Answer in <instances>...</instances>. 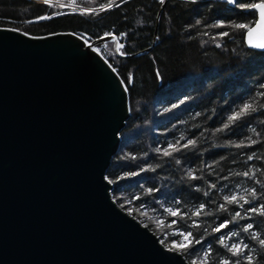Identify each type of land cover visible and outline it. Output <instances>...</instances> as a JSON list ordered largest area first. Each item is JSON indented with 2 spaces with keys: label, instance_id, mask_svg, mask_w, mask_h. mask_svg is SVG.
Listing matches in <instances>:
<instances>
[{
  "label": "trees",
  "instance_id": "trees-1",
  "mask_svg": "<svg viewBox=\"0 0 264 264\" xmlns=\"http://www.w3.org/2000/svg\"><path fill=\"white\" fill-rule=\"evenodd\" d=\"M76 1L88 8L0 0V25L119 35V52L113 39L100 45L127 86L131 109L106 170L114 198L196 264H248L247 255L264 264V247L253 239H264V215L249 211L264 204V50L246 43L257 14L241 7L259 0H167L159 15L160 0L103 8L110 0ZM240 24L246 27H234ZM245 104L250 111L224 128ZM232 196L237 202L225 199ZM232 244L252 251L233 255L225 247Z\"/></svg>",
  "mask_w": 264,
  "mask_h": 264
},
{
  "label": "water",
  "instance_id": "water-1",
  "mask_svg": "<svg viewBox=\"0 0 264 264\" xmlns=\"http://www.w3.org/2000/svg\"><path fill=\"white\" fill-rule=\"evenodd\" d=\"M255 11L245 40L264 50ZM109 39L119 52L116 32L0 25V264H192L112 194L106 170L131 109L97 48Z\"/></svg>",
  "mask_w": 264,
  "mask_h": 264
},
{
  "label": "snow or ice",
  "instance_id": "snow-or-ice-1",
  "mask_svg": "<svg viewBox=\"0 0 264 264\" xmlns=\"http://www.w3.org/2000/svg\"><path fill=\"white\" fill-rule=\"evenodd\" d=\"M45 3L48 2V0H44ZM160 3H164V0H160ZM116 4V0H110V3L108 5H102L101 7H111L113 5ZM241 7H245V8H249V9H253V10H259V23L260 24H264V0H261V2L259 3H249V4H245V5H241ZM49 17H41V19H47ZM234 27L237 28H245L246 25L240 24V25H234ZM251 32V30H250ZM223 35H228L227 32L223 33ZM255 47H260V48H264V44H257L254 45ZM120 47H123V45H120ZM252 108V106L250 104H245L243 106V108L240 111H237L234 113V115L229 116L228 117V123H226L224 125V128H228L230 124H232L233 122H235L236 120L240 119L242 116L246 115L250 109ZM253 143H255V141H253ZM188 144H195V141H188ZM188 145H185V147H187ZM177 150H179V146H177ZM165 155H171L170 152L165 151L164 153ZM249 159H251V157H249ZM244 176H249V172H244L243 173ZM195 178V177H193ZM225 199H230L232 202H237V197L232 196V197H226ZM246 203H250L249 201H245ZM203 207V206H201ZM169 211L171 212V209H169ZM250 212L252 213H256L259 212L261 215H264V204L260 205L258 208L257 207H252L249 209ZM173 215H178V213L176 212H172ZM195 215H200V212H196ZM237 216H239V213H236ZM228 226L227 222L224 224H221L217 229H215V231H220V228H226ZM253 228L252 224H248L243 230L245 232H249L251 229ZM180 235L184 236L185 240L188 239V237H191V233H187L186 235L181 233ZM233 236L238 235V233L233 232L232 233ZM253 239H257L259 241V244L264 247V239H260L258 236H253ZM222 244L224 243V240L221 239L220 241ZM197 243H199V241H197ZM172 247L175 248L177 247L176 242L174 241L172 244ZM225 247H228V250L230 252L233 253V255L239 256L242 254V252L244 250H248V251H252V249H249L248 245H241V244H232L230 247L228 245H225ZM245 259L247 260L248 264H253L254 262V256L252 255H247L245 256ZM222 264H233V262L225 260L222 262ZM234 264H240L239 260H236L234 262Z\"/></svg>",
  "mask_w": 264,
  "mask_h": 264
},
{
  "label": "rangeland",
  "instance_id": "rangeland-1",
  "mask_svg": "<svg viewBox=\"0 0 264 264\" xmlns=\"http://www.w3.org/2000/svg\"><path fill=\"white\" fill-rule=\"evenodd\" d=\"M48 2L54 3V4H60L62 6H65L66 8H81V9H87L88 7L83 5V4H79L77 3L78 1L76 0H69V1H61V0H48ZM114 43V42H113ZM100 50V46L97 47ZM118 50L120 51L119 47ZM101 51V50H100ZM128 210V209H127ZM129 211V210H128ZM130 212V211H129ZM167 245V244H166ZM170 247H172V245H168ZM177 248V247H175ZM178 249V248H177ZM189 260V259H188ZM190 263L192 264H196L195 262L189 260Z\"/></svg>",
  "mask_w": 264,
  "mask_h": 264
},
{
  "label": "flooded vegetation",
  "instance_id": "flooded-vegetation-1",
  "mask_svg": "<svg viewBox=\"0 0 264 264\" xmlns=\"http://www.w3.org/2000/svg\"><path fill=\"white\" fill-rule=\"evenodd\" d=\"M234 4H235V2H234ZM233 5V4H232Z\"/></svg>",
  "mask_w": 264,
  "mask_h": 264
}]
</instances>
